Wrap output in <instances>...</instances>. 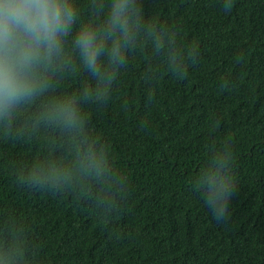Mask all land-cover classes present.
<instances>
[{
  "label": "trees",
  "instance_id": "trees-1",
  "mask_svg": "<svg viewBox=\"0 0 264 264\" xmlns=\"http://www.w3.org/2000/svg\"><path fill=\"white\" fill-rule=\"evenodd\" d=\"M141 2L162 46L142 38L106 99L81 103L100 175L80 167L79 137L35 122L47 99L96 87L74 54L0 123V264H264V0ZM225 149L236 194L217 224L195 184ZM53 163L59 184L27 187Z\"/></svg>",
  "mask_w": 264,
  "mask_h": 264
},
{
  "label": "clouds",
  "instance_id": "clouds-1",
  "mask_svg": "<svg viewBox=\"0 0 264 264\" xmlns=\"http://www.w3.org/2000/svg\"><path fill=\"white\" fill-rule=\"evenodd\" d=\"M223 8H231L230 0ZM86 12L78 0H0V123H9L22 106L41 97L50 87L49 73L63 71L74 54L96 87L79 96L47 99L35 122L79 137L80 167L100 175L107 150L86 137L81 103L106 99L109 83L142 38L150 36L156 48L163 39L145 19L141 0H86ZM192 51L190 59L196 62L198 53ZM64 178L59 165H37L27 187L48 189ZM195 187L215 222L227 223L236 194L228 149L211 155Z\"/></svg>",
  "mask_w": 264,
  "mask_h": 264
}]
</instances>
